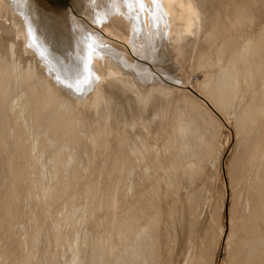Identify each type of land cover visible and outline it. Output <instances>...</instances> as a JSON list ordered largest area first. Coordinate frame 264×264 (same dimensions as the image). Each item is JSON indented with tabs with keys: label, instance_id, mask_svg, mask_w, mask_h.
Returning <instances> with one entry per match:
<instances>
[{
	"label": "bare ground",
	"instance_id": "bare-ground-1",
	"mask_svg": "<svg viewBox=\"0 0 264 264\" xmlns=\"http://www.w3.org/2000/svg\"><path fill=\"white\" fill-rule=\"evenodd\" d=\"M198 2L200 11L195 0H94V3L92 0H0V24L4 23L0 27V94L9 96L8 118L0 112V147L7 145L15 153L10 158H0V181L9 175L5 181L7 186L0 182V236L6 234L7 224L10 226L11 218L14 219L13 206L24 200L22 208H15L14 231L8 226L11 230L7 237L10 250L18 238L17 227L20 230L22 226L17 224L25 210H29L31 219L45 217V208H42V214L39 209L40 216L37 215L39 212L35 213L37 208L31 210L32 198H36L32 196L33 189L35 195L44 193L46 197L41 200L49 205L52 198L63 199L61 209L57 206L56 211L48 205L46 214L58 227L65 223L73 227L72 231L62 234L51 230L54 239L50 238L46 247H49L50 264H58V260L66 256V264H173L178 261L177 255L180 258L178 249L182 248L185 251H182L185 253L183 264H212L214 254L215 264H264V0ZM191 12L192 19L189 18ZM189 19L195 27L194 30L191 27L193 33L183 30ZM184 33L187 50L198 36L202 37L190 64L196 74L199 71L197 79L189 82L192 90L190 87L185 90L184 86L185 91H181V86L177 87L179 90L176 87L166 90L160 84L142 88L143 82L153 76L170 80L178 74L172 78L166 74L172 72L170 61L166 62L169 59L167 53L169 55L175 39L180 40ZM176 42L178 46L179 41ZM182 44L176 48L179 50ZM47 50L52 52L55 60L71 63L69 77L63 82L60 80L59 88L58 83L56 86L58 90L60 87L71 88L70 95L76 94L74 99L78 104L69 102L66 106L64 101L66 107L59 111V118L51 119L53 121L44 120L42 111L34 105L35 97L31 98L34 92L22 84V78L31 76L30 67L41 57L38 53ZM24 52L28 53L25 64L21 55ZM116 56L128 60V64L110 65ZM100 58L106 59L105 66L104 63L100 66ZM174 58L171 57V61ZM158 66L164 70L158 73ZM104 72H108L109 78L103 83ZM115 88L123 95L128 91L127 98L123 96L126 98V103H121L123 106L111 103ZM53 89L50 92L54 96ZM114 105L118 108L115 112L112 111ZM223 122H230L236 137L234 151L225 160L226 178L221 169L223 145L214 152L216 136L222 132ZM67 126H72V131L70 137L64 139L60 132ZM48 127L53 128L50 136L44 138L43 145L53 153L50 152L52 155L40 165L47 166V169L43 168L50 176L48 174V180L43 183L38 180L39 186H36L37 164L44 153L43 146L39 149L42 145H39V136ZM27 130L33 135L28 133L30 136L25 140L23 135ZM22 151L27 152L26 155ZM74 162L83 170L92 166L99 169L94 179L96 195L92 198L84 194L88 197L84 198L87 201L82 200L85 205L81 213L76 209L80 203L75 201L79 203H75V208L70 200L77 194L73 192L75 187L70 191L74 195L67 198L71 190L67 187L68 182L73 176L71 179L65 176L68 182L62 177L63 171H67L63 169ZM140 162L145 165L139 167ZM7 163L9 173L5 171ZM162 164H165L164 174L170 172L166 178L160 173ZM207 164L211 165V170L206 169ZM89 170L88 177L93 169ZM77 171L78 175L80 172ZM154 174L160 179L153 190L148 180ZM190 180L192 183L188 185ZM216 180L220 181V186L214 184L217 188H226L222 190L225 192L220 191L222 195L219 193V203L216 197L217 203L213 204L216 187L212 182L216 183ZM139 182L142 184L140 190ZM21 183L23 191L18 189ZM75 183L71 185L79 184ZM141 188L148 190L139 198L135 195ZM94 190L87 193H95ZM227 196L230 198L227 199L228 219L223 221ZM128 198L125 205L124 200ZM202 203L211 208L208 209L209 223L205 224L196 212L197 205ZM43 206L41 204L39 208ZM97 209L101 213L98 214ZM76 210L82 217L78 227L73 223ZM148 211L151 216L147 215ZM86 226L92 236L83 243V251H80L79 233ZM42 227L39 220L33 224V229L24 233L25 237L21 234L23 246L29 245L32 250L29 249L30 256L39 252L37 238ZM7 245L5 248H9ZM8 250L2 255L4 261L16 255L9 257Z\"/></svg>",
	"mask_w": 264,
	"mask_h": 264
},
{
	"label": "rangeland",
	"instance_id": "rangeland-1",
	"mask_svg": "<svg viewBox=\"0 0 264 264\" xmlns=\"http://www.w3.org/2000/svg\"><path fill=\"white\" fill-rule=\"evenodd\" d=\"M198 1H200V0H195V3H196V8H198L199 6L197 5V2ZM199 3V2H198ZM200 8V7H199ZM197 9V10H199L200 11V9ZM196 10V9H195ZM196 10V11H197ZM193 12H191V17H190V15H189V18H191L192 19V17H193V14H192ZM199 12L197 11V14H198ZM189 14H190V12H189ZM200 14V13H199ZM198 14V15H199ZM189 21H190V24H189ZM189 21H188V23H187V28L185 27V28H183V30L184 31H186V33L187 32H190V33H193V31H192V29L194 30V28L195 27H192V21L189 19ZM3 24L4 23H1L0 24V27L1 26H3ZM191 25V26H190ZM196 26V25H195ZM191 27H192V29H191ZM186 29V30H185ZM186 33H184L183 34V36H181V34H180V40H178L179 38L177 37L176 39H175V41H174V44L172 45V46H174V48L171 46L170 47V49L172 50V52H171V50L170 51H168L169 52V55H170V52H171V57L172 58H174L173 56L175 55V53H176V55H175V58L176 59H178V61L175 59V60H173V61H175V62H173V61H171L172 59H170L171 57H169V55H168V53H167V58H169L166 62H169L170 61V64H171V67H170V71H172L174 74H172L171 75V73L172 72H170V73H167L166 72V74L168 75H170V77L172 78L174 75H176V73H178V74H180V75H176V76H178L177 78H178V80H177V78H176V76H174L172 79H163V78H161L160 76H153V78L151 79V78H149L148 80H146V81H144L143 82V84H142V88H144V87H146L145 85H147V86H150V85H153V84H160L164 89H166V90H174L175 89V87H176V89H177V87L179 88L180 86V88H181V91H182V89L183 88H185V90L186 89H188L189 87V90L191 89L192 90V87H191V83L192 82H194V80L195 79H197V76L199 75V71H197V74H196V72H195V70L194 69H191V66H190V64H192L193 63V61H194V56H195V52L196 51H194V50H198L199 49V42L201 43L202 41V37H200L199 38V36L197 37V39H195L194 40V46L195 47H193V45H192V47H191V49L190 50H187L188 48L186 47V37H184V36H186L185 34ZM204 37H206V36H204ZM184 38H185V41H184ZM201 39V40H200ZM176 40L177 41H179V43H178V46H177V42H176ZM185 42H183V41ZM198 40V41H197ZM181 41V42H180ZM195 41H197L198 42V46H197V42H195ZM183 43V44H182ZM181 44H182V48H184V49H182V48H180L179 50H178V48H179V46L181 47ZM186 47V52H184L185 51V47ZM176 47H178V48H176ZM176 48V49H175ZM193 48V49H192ZM196 48H198V49H196ZM175 51V52H174ZM182 52H184V54H181ZM187 52H189V54H190V56H189V54L187 53ZM49 53V54H48ZM52 52L50 51V50H47L45 53H41V52H39L38 53V55H39V57L41 56L42 57V59H41V57L39 58V59H36V61L34 62V66L33 67H30V70H31V76L30 77H24V78H22L23 79V82H22V84L23 85H25L27 88H30V89H32V93L33 94H31L32 96H31V98L33 99L34 97H35V103H34V105L36 106V108L37 109H39L40 111H42V116H43V118H44V120H47V121H53L54 119L56 120L57 118H59L60 117V113H59V111L61 112L68 104H70L69 102H73L74 103V105H78V104H76V102H75V99H76V94H71L70 95V93H72L71 92V88L69 89L68 87L67 88H61L60 87V90H58V88H59V85H61V82H63L62 80H66L68 77H69V73H71V63L69 62V60H65V61H63V62H61L60 60L59 61H57V60H55L54 58H52V55L53 54H51ZM187 53V56H188V58H186L187 56L185 55ZM191 54H192V56H191ZM22 55V58H23V63L25 64L26 63V59H27V56H28V53H26V52H24V53H22L21 54ZM179 55H180V57H179ZM185 56V57H184ZM119 56H116L115 58L116 59H114V61L115 62H110V65L112 64V66H114L115 64H113V63H121V64H128V60H122V58H118ZM190 57V58H189ZM181 58H182V60H181ZM190 61H188V60ZM44 60H46V61H44ZM121 60V61H120ZM180 60H181V62L183 63H180ZM188 61V63H187V61ZM39 61V63H37ZM43 61H44V63H43ZM56 61V62H55ZM118 61H120V62H118ZM191 61H192V63H191ZM42 62V63H41ZM127 62V63H126ZM177 62H178V64H177ZM46 63V64H45ZM100 66H102V64H103V66H105V63H106V59H102V58H100ZM174 63V64H173ZM180 63V64H179ZM188 65H187V64ZM43 64V65H42ZM49 66H48V65ZM54 64V65H53ZM61 64V65H60ZM170 64H169V66H170ZM175 65H176V69L179 71H177L176 69H174L175 71H177V72H174V70H173V68L175 67ZM182 65V66H181ZM173 66V67H172ZM37 67H38V69H37ZM44 67V68H43ZM186 67H187V69H186ZM190 69H189V68ZM41 68V70H39ZM61 68V69H60ZM42 69H45V70H42ZM47 69V70H46ZM161 69H163V68H161V66H158L157 67V72L159 73L160 72V70ZM38 70V71H37ZM51 70V71H50ZM52 70H53V72H52ZM68 70V71H67ZM164 70V69H163ZM186 70V71H185ZM187 70H189V71H187ZM37 71V72H36ZM47 71H49V72H47ZM57 71V72H56ZM194 71V72H193ZM35 72V73H34ZM41 72V73H40ZM51 72V73H50ZM55 72V73H54ZM60 74H59V73ZM37 73V74H36ZM186 73V74H185ZM193 73H195L196 75H194ZM37 75V77H36V75ZM38 74H40L39 75V79H38ZM47 74V75H46ZM52 74V75H51ZM53 75H55V76H53ZM59 77V78H57V76ZM61 77H60V76ZM108 75V76H107ZM155 75H157V73L155 74ZM185 75V76H184ZM181 76V77H180ZM186 76H188V77H186ZM196 76V77H195ZM34 77V78H33ZM42 77H43V79H42ZM56 78V79H54V78ZM64 77V78H63ZM192 77V78H191ZM61 78V79H60ZM106 78V79H105ZM107 78H109V74H108V72H107V74H106V72H104V73H102V76H101V80H102V82L104 83V82H107ZM158 78V79H157ZM192 80H191V79ZM33 79V80H32ZM40 79H42V80H40ZM182 79V80H181ZM186 79V80H185ZM190 79V80H189ZM27 80V81H26ZM31 80V81H30ZM50 80V81H49ZM60 80H61V82H60ZM163 80H166V81H163ZM169 80V81H168ZM181 80V81H180ZM42 81V82H41ZM56 81V82H55ZM162 81V82H161ZM178 81H180L179 82V84H176V82L178 83ZM182 81H185L186 82V84H185V82H182ZM188 81V82H187ZM191 81V83H189ZM25 82V83H24ZM44 82H45V84L46 85H48V86H46V85H44ZM148 82V83H147ZM171 82H173V83H171ZM40 83V84H39ZM51 83V84H50ZM53 83V84H52ZM57 83H58V88H57ZM142 83V82H141ZM146 83V84H145ZM175 83V84H174ZM180 83H182L181 85H180ZM169 84V85H168ZM44 85V86H43ZM55 85V86H54ZM141 85V84H140ZM175 85V86H174ZM177 85V86H176ZM190 85V86H189ZM184 86V87H183ZM51 88V89H53L54 87V89H55V95L53 96L52 94V91L50 92V90L51 89H47V88ZM174 87V88H173ZM183 87V88H182ZM2 84H1V82H0V91L2 92ZM47 89V90H46ZM53 89V90H54ZM63 89V90H62ZM46 90V91H45ZM49 90V91H48ZM114 90H116V91H114ZM177 90H179V89H177ZM184 89H183V91H185ZM65 91V92H64ZM67 91V92H66ZM113 91H114V93H112V96L113 97H111V103L112 104H118V105H122L123 103H126V98H127V96L126 95H128L127 93H128V91H127V93L125 92V94L123 95V93H119L121 90L120 89H118V88H115V89H113ZM119 91V92H118ZM47 92V93H46ZM62 92V93H61ZM48 93H49V97H48ZM116 93H119V94H117L116 95ZM195 93V92H194ZM44 94H46V95H44ZM58 94V95H57ZM63 94V95H62ZM66 94H68V95H66ZM120 94H122V95H120ZM51 95V96H50ZM116 95V96H115ZM4 96V97H3ZM8 95L6 94V93H4V94H0V106L2 107V110H0V112L2 113H0L2 116H4V118H8V115H9V108H8V106H9V96L7 97ZM41 96H43V97H41ZM46 96V97H45ZM63 96H64V98H63ZM72 96V98H70ZM121 96H122V98H121ZM126 97L125 99H124V97ZM3 97V98H2ZM6 97H7V99H6ZM29 97V96H28ZM40 97V98H39ZM48 97V98H47ZM51 97H53L54 99H52ZM59 97V99H57ZM67 97V98H66ZM116 97V98H115ZM118 97V98H117ZM120 97V98H119ZM30 98V97H29ZM45 98H47V99H45ZM51 98V99H50ZM71 100H69V99ZM75 98V99H74ZM2 100V101H1ZM46 100V101H45ZM50 100V101H49ZM62 102H61V101ZM124 100V101H123ZM48 101V102H47ZM58 101H60V102H58ZM64 101H65V104H66V106H65V104H64ZM117 101H119L118 103H117ZM45 102V103H44ZM48 104H47V103ZM54 102H55V104H54ZM80 102V101H79ZM53 103V104H52ZM78 103V102H77ZM122 103V104H121ZM2 104L4 105V106H2ZM59 105V107H57ZM6 106V107H5ZM49 106V107H48ZM123 106V105H122ZM0 107V108H1ZM52 107V108H51ZM78 107V106H77ZM7 108V109H6ZM57 108H58V110H57ZM52 109H54L53 111H52ZM62 109V110H61ZM116 109V110H115ZM117 107H116V105H114V108H113V112H115V111H117ZM4 110V111H3ZM56 111V112H55ZM3 112H6V113H3ZM43 113H45L44 115H43ZM4 114V115H3ZM6 114H7V116H6ZM55 114V115H54ZM59 114V115H58ZM57 115V116H56ZM113 115H114V113H113ZM112 115V116H113ZM115 117V116H114ZM51 119H53V120H51ZM114 120V119H113ZM229 121H232L231 119H230V117H229ZM115 122V121H114ZM114 122H111V123H113L114 124ZM224 124H223V128H222V132H218V135L216 136V140H215V142L216 143H214L215 145V150H214V152L216 153L218 150H220L219 148H221V146L223 145V147L221 148L222 150V152H221V157H222V164H221V169H222V174H223V176L226 178V176H227V174H225L226 173V171H225V160H226V158L227 157H229L232 153H233V151H234V148L233 147H235V144H234V142H236V137L234 136V133H233V131H232V129H231V126H230V122L229 123H225V122H223ZM30 126V125H29ZM53 127H48V130L47 131H45V132H42L41 133V135L39 136V138H40V142H39V145L40 144H42V145H40V147H39V145H38V147H39V149H41L42 148V146H43V148H44V153H43V156L41 157V159H40V162H38L39 164H37V166L39 167L40 166V169L37 167V169H38V171L39 170H42L43 172L45 171L44 170V168H46L47 169V166H45L44 167V165H40V163L42 164L43 163V161H44V159H45V161H44V163L46 162V160L48 159V157H50L51 155H52V149H49V150H47L46 148H45V144H44V138L45 137H48V136H50V132H51V129H52ZM227 129H228V131H227ZM49 131V132H48ZM71 131H72V126H67V128H64V130H62L60 133H61V135H62V137L64 138V139H67V138H69L70 136H68V135H70V133H71ZM65 132V133H64ZM228 132H231V133H228ZM28 133H31V131L30 130H27L26 131V134L25 135H23L24 137L23 138H25V140H27L28 139V137L30 136V134H29V136H28ZM47 133V134H46ZM59 133V134H60ZM175 133H177L176 131H175ZM222 133V134H221ZM164 134H166L165 132H164ZM231 134V135H230ZM31 135H33V133H31ZM47 135V136H46ZM171 135V134H170ZM222 135V136H221ZM224 135V136H223ZM229 135H230V137H229ZM28 136V137H27ZM44 136V137H43ZM27 137V138H26ZM43 137V138H42ZM174 137H175V134H174ZM221 137V138H220ZM225 137H227V138H225ZM225 138V139H224ZM234 138H235V141H234ZM230 139V140H229ZM24 140V139H23ZM219 140H220V143H219ZM227 140V141H226ZM223 142H226V143H224L223 144ZM229 142V143H228ZM44 144V145H43ZM219 144H221L220 146H219ZM234 145V146H233ZM217 146V147H216ZM219 146V147H218ZM13 147V146H12ZM226 147V148H225ZM0 149H1V151H0V158H10V156H12L13 154H15L13 151L14 150H12L13 148H9L8 149V146L7 145H3V146H1L0 147ZM218 149V150H217ZM55 150V148H53V151ZM233 150V151H232ZM26 151V150H25ZM25 151H22V153L23 154H25L26 155V153L27 152H25ZM175 151H176V149H175ZM228 151H229V153H228ZM236 151V150H235ZM238 151V150H237ZM50 152H52V153H50ZM11 153V154H10ZM231 153V154H230ZM48 154H49V156H48ZM68 155V154H67ZM47 157V158H46ZM9 162V161H8ZM43 163V164H44ZM75 163V162H74ZM73 163V164H74ZM77 163V162H76ZM76 163L74 164V165H76ZM144 163V162H143ZM142 162H140V164H139V167H141L142 166V164H143ZM73 164H71L70 166H68L66 169H63V170H67V171H63V176L60 174L59 176H62L64 179H66L67 181L66 182H68V180L69 179H71L72 178V176H73V180L71 181L70 180V182H68V183H70V185L69 186H67L68 188L70 187V189L71 190H69V192L67 193V194H69L68 196H67V198L70 196H73L74 195V193H73V195H72V192H70V191H73V187H75V188H77L79 185V188L78 189H75L74 188V191L73 192H75V194L76 195H74L73 196V198L71 197L70 198V200L72 199V201L74 202V205H75V208H76V206L80 203V205H78V206H80V207H78L77 206V210L79 209V210H81L80 211V213L82 212V209H83V207H84V205H85V202L84 201H82V200H85V201H87V199H84L85 197H88V196H91L92 198L96 195V191L94 190L95 189V187H94V179H95V176L97 177V175H98V171H99V169L97 168V167H94V166H92V167H90L89 169H93L91 172H89V177H88V171L87 170H89V169H82L81 168V166H80V164L78 163V165H76V166H74ZM46 165V164H45ZM143 165H145V163L143 164ZM164 165V166H163ZM208 165V164H207ZM74 166V167H73ZM80 166V167H79ZM209 166V165H208ZM207 166V170L208 169H212V167H211V165L208 167ZM44 167V168H43ZM9 164L7 163V167H6V169H5V171H6V173H9ZM27 169L26 170H28L29 169V167H26ZM41 168H43V169H41ZM80 168H81V171H80ZM96 168V169H95ZM165 168V164H162V167L160 168V173L161 174H163V178H164V176H165V178H166V176H168L169 174H170V172L169 171H165V173L167 174H164V169ZM75 169V172L73 171ZM78 171H77V170ZM9 170V171H8ZM155 170V167H153V170L152 171H154ZM163 170V171H162ZM37 171V173L39 174L38 175V178H37V180H36V182L34 183V185H36V183L38 182V180H39V183H43L44 181H47L48 180V178H49V176H50V172L47 170V172L48 173H46V171L44 172V175H43V172L42 171H39L38 172ZM76 171L79 173H81V172H83L81 175H79L80 176V178L83 180V182L81 181V179L78 177V175H77V173H76ZM90 171V170H89ZM152 171H150L149 172V174L152 172ZM66 172V173H65ZM67 172H69L68 174H67ZM95 172V173H94ZM163 172V173H162ZM6 173H5V176H6ZM75 173V174H74ZM96 173H97V175H96ZM169 173V174H168ZM48 174H49V176H48ZM84 174H87L86 176L84 175ZM95 174V175H94ZM92 175V176H91ZM45 176V177H44ZM48 176V177H47ZM65 176H69L68 178L67 177H65ZM70 176H71V178H70ZM75 176H76V181H77V178L79 179V181H75ZM84 178H83V177ZM7 177H9V175H7ZM7 177H5V179H3L2 181L3 182H1V184L3 183V184H5V186H7V183L8 182H5V181H8V178ZM87 177V178H86ZM145 177V175H143V178ZM170 177V176H169ZM169 177H167V179L169 178ZM93 178V179H92ZM45 179V180H44ZM47 179V180H46ZM91 179H92V181H91ZM159 179H160V177H159V175L158 174H154L153 176H151V178L148 180V183H149V185L150 186H152V188H153V190H154V186L156 185V183H158L159 182ZM88 180V181H87ZM90 180V181H89ZM166 180V179H165ZM226 180V179H225ZM76 183H79V184H77V186H73V185H71V184H74L75 182ZM88 182L87 184H86V182ZM201 181V180H200ZM217 181V182H216ZM215 182L216 183H213L212 182V185H216V186H220V181L218 182V180H216ZM89 182L91 183V185L93 186H91L90 187V184H89ZM166 182V181H165ZM39 183H37V185L36 186H39ZM75 183V184H76ZM82 183H83V185L84 186H82ZM190 184H188V185H191V183H192V180H190V182H189ZM89 184V185H88ZM86 185V186H85ZM120 185H122L121 183H120ZM142 184H140V182L138 183V186H139V190H140V186H141ZM162 186H164V184H161ZM213 186L214 188L216 187V186ZM3 186V185H2ZM89 187H90V189H89ZM34 188H35V186H34ZM225 188L226 187H224L223 186V188L222 189H220V187L219 188H215V190H212V191H215L216 192V194H215V192H214V198L212 199L213 200V204L215 203H217V200H215L216 199V197L218 198V203H219V201H220V199H219V197L222 195V192H225V191H222V190H225ZM18 189L20 190V191H23L24 190V185L21 183L20 185H19V187H18ZM79 189H80V192H79ZM87 189V190H86ZM89 189V190H88ZM220 189V190H219ZM58 190V189H57ZM76 190V191H75ZM95 191V193L94 192H92V193H87L88 191ZM147 190L148 189H145V190H142V188H141V192H137L136 193V195L135 196H137V197H139V198H141L142 197V195H144L146 192H147ZM219 190V191H218ZM78 191V192H77ZM220 191H222L221 193H220ZM32 196H36V198L35 197H33L32 198V204H31V210H33V208L34 209H36L34 212L35 213H37V212H39V209H40V212H41V214L44 212L43 211V209L45 210V212L43 213V214H45V217H44V215H43V217H44V219H46V220H44L42 217H40V218H42V220L41 219H39V217H38V219L40 220V221H42V223H43V227H42V230H41V228L39 229V236H38V240H37V249H39V252H40V249H42L41 250V252L39 253V252H37V253H34V254H32L31 256H30V247H29V245H25V246H23V236H24V233L25 232H27L28 231V229L29 228H32L33 227V224L36 222V221H39V220H36L35 218H33V219H31L30 217H28L29 216V210L28 211H24L20 216V218H19V225L17 224V226H22L21 227V229L19 230V228L17 227V237L19 238V237H21V234H23L22 235V237H21V241H20V243L22 244H20L18 241H19V239L17 238V240L16 241H14V243H13V246H12V249L14 250H10V245L11 244H9V242H8V240H7V237H8V234H10L11 233V230H12V228H13V230L12 231H14V226H15V224L14 223H12V222H14L13 220H15L16 219V210H15V208H18L19 209V206H20V208H22V206H24V200L23 201H19L18 202V206H17V204H16V207H15V205L13 206V208H14V212L12 211V213H14V214H12V215H14L13 217H14V219L13 218H11L12 216L10 215V218H11V221H10V226H9V223L7 224L8 226H9V228L11 229H9L8 228V226H6V231H4V232H6V234L4 233V238H3V236L1 235L0 237H2V238H0V243H2L3 242V240H5V237H6V240L4 241L5 243H2V245H0V264H23L24 262V264H50V259H48V257H49V247L46 249V247L47 246H49V244H50V238L52 239L53 238V236H52V231L51 230H53V229H55V231H58V234H60L61 232L62 233H64V232H66V231H68V230H73V227H71V226H69L67 223H65V224H63L62 225V227L60 226V227H58L57 225H56V223H54L53 222V220H51L50 219V217H49V214H46L47 212V207H48V205L49 204H47L46 202H43V200H41L42 198H45L46 196L44 195V193H42L41 195H35L36 193L33 191V189H32ZM78 193H80V194H78ZM219 193L221 194V195H219ZM84 194H86V195H88V196H85ZM65 195V194H64ZM64 195H63V198H64ZM78 195H82V197H83V195H84V197H83V199H82V197H79ZM212 195H213V192H212ZM79 197V198H76L77 200H75L74 198L75 197ZM134 196V197H135ZM37 197H39V198H37ZM56 197V196H55ZM59 200H57L56 198L54 199V200H57V202H55L54 200H53V198L52 199H50L51 200V202H49L51 205H49V207L51 208V209H54V210H58L59 208L61 209V206H62V204L60 205V203H62L63 201V199H61V198H59V197H57ZM65 198H66V196H65ZM136 198V197H135ZM74 199V200H73ZM230 199V198H228V196L226 197V206H225V218L223 219V221L225 220V221H227V219H228V207H227V205H228V200ZM62 201V202H61ZM75 201H78L79 203H76ZM94 201V200H93ZM48 202V201H47ZM54 202H55V204H54ZM97 202V199H96V201H95V203ZM113 204L115 203V197L113 198ZM128 202H129V198L128 199H125L124 200V204L126 205V204H128ZM20 203H22V204H20ZM42 204V206L43 207H40L39 208V206ZM57 203H58V205H57ZM77 205H76V204ZM20 204V205H19ZM46 204H47V206H46ZM53 204V205H52ZM83 204V206H81ZM110 204H111V202H110ZM204 204L205 203H202V204H199V207H198V205H197V207H196V212L199 214V216H200V218H202V221H203V223L205 224L206 222H208V220L210 219L209 217H210V215H208V214H210V210H208V209H211V208H209L210 207V205L208 206V205H206L205 204V206H204ZM55 205V206H54ZM115 205V204H114ZM203 205V206H202ZM57 206H59L58 207V209H57ZM201 206V207H200ZM55 207V208H54ZM66 207H67V205H66ZM68 207H70V205H68ZM203 207V208H202ZM213 207V206H212ZM43 208V209H42ZM123 208V207H122ZM200 208H202L201 210H200ZM99 209V208H98ZM97 209V213L99 214V213H101V212H99V210ZM115 209L117 210V206L115 207ZM204 209V210H203ZM76 210V211H77ZM106 209H104V211L103 212H106L105 211ZM107 210H109V208L107 207ZM199 210V211H198ZM68 211V208H66V211L65 212H67ZM201 211V212H200ZM40 212L39 213H37V215L38 216H40ZM227 212V213H226ZM34 213V214H35ZM80 213H79V211H77L76 212V214H77V217H76V215L74 216L75 217V219H73V223H74V226H76V227H78L79 226V224H81V219H82V217L80 216ZM201 213V214H200ZM33 214V215H34ZM153 214V213H152ZM32 215V216H33ZM79 215V216H78ZM96 215V214H95ZM147 215L148 216H151V211H148L147 212ZM154 215V214H153ZM42 216V215H41ZM93 216V215H92ZM92 216H91V218H92ZM81 217V218H80ZM48 218V219H47ZM91 218H89L90 220H91ZM93 218H94V216H93ZM207 218V219H206ZM88 219V220H89ZM30 220L32 221V222H30ZM34 220V221H33ZM36 220V221H35ZM205 220V221H204ZM46 221H47V223H46ZM70 221L71 220H69V224L71 225V223H70ZM164 222V221H163ZM162 222V223H163ZM32 223V224H31ZM165 223H166V221H165ZM164 223V224H165ZM202 223V224H203ZM209 223V222H208ZM28 224H30V226L28 225ZM45 224V225H44ZM68 226H67V225ZM11 225L13 226V227H11ZM29 226V227H28ZM201 226V225H200ZM66 228V229H65ZM24 229H26V231H24ZM33 229V228H32ZM32 229H30V232H32ZM8 230V231H7ZM19 230V231H18ZM21 230H23V231H21ZM90 230V228H88L87 226L85 227V228H82V230L80 231V233H79V236H81L82 238H83V240L81 239V237H80V241L82 242H80L79 244V247H80V251H83V248H81V246H83L84 247V245H83V243L86 241V240H88L89 238H90V236H92L90 233H88V231ZM54 230H53V232H55ZM20 232V233H19ZM30 232H28V233H30ZM69 232V231H68ZM61 233V234H62ZM18 234H20L19 236H18ZM25 234H27V233H25ZM49 235H51V236H49ZM48 236H49V238H48ZM25 237V236H24ZM1 239H2V241H1ZM54 239V238H53ZM7 242V243H6ZM49 242V243H48ZM4 244V245H3ZM10 246H8V245ZM82 244V245H81ZM5 245H7L9 248H5L6 246ZM28 248H27V247ZM2 247V248H1ZM41 247V248H40ZM21 248H23V249H21ZM9 249V250H8ZM30 249V250H29ZM7 250H8V255H9V257H10V254H12L13 256H14V258L12 257V258H10L8 261H4L3 260V257H2V255L5 253V252H7ZM17 250V251H16ZM22 250H25L24 252L26 253H24ZM27 250V251H26ZM179 250V252H178V254L180 255V258H179V256L177 257L176 256V258L175 259H177L178 261H174L175 263H173V264H176V263H178V264H183V261H184V254L185 253H183V252H185V251H183V248L180 250V249H178ZM11 251H12V253H11ZM32 251V250H31ZM38 251V250H37ZM181 251V252H180ZM183 251V252H182ZM22 252V253H21ZM28 252V253H27ZM19 254H22V255H19ZM23 254H25V255H23ZM29 254V255H28ZM19 255V256H18ZM183 255V256H182ZM21 256H23V257H21ZM27 256V258L28 257H30V258H25ZM213 256H215V257H213V263L212 264H215V259H216V255L214 254ZM183 257V258H182ZM219 257H220V255H219ZM62 259H59L58 260V262L59 263H61V264H66L65 262H67V256L66 257H61ZM24 259V260H23ZM181 259H183V260H181ZM219 259V258H218ZM26 260V261H25ZM27 260H28V262H27ZM180 260V261H179ZM62 261V262H61ZM57 262V263H58ZM58 263V264H59ZM223 264H226V263H224L223 262Z\"/></svg>",
	"mask_w": 264,
	"mask_h": 264
},
{
	"label": "snow or ice",
	"instance_id": "snow-or-ice-1",
	"mask_svg": "<svg viewBox=\"0 0 264 264\" xmlns=\"http://www.w3.org/2000/svg\"><path fill=\"white\" fill-rule=\"evenodd\" d=\"M92 2L94 3V0H92ZM91 47H92V46H91V45H89V48H90V49H91Z\"/></svg>",
	"mask_w": 264,
	"mask_h": 264
}]
</instances>
